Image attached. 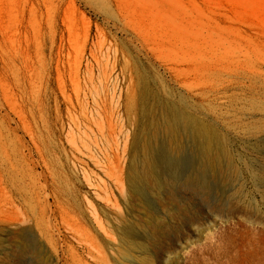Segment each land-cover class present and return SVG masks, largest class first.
<instances>
[{"label":"rangeland","instance_id":"374dc122","mask_svg":"<svg viewBox=\"0 0 264 264\" xmlns=\"http://www.w3.org/2000/svg\"><path fill=\"white\" fill-rule=\"evenodd\" d=\"M76 46L84 50L83 66L93 67V84L108 112L116 110L117 100L110 75H118L123 104L125 89L131 79L135 83L136 121L129 127L124 116V127L155 128L154 116L159 119L161 115L160 128L166 127L167 114L155 109L154 91L178 110L190 113L194 128H206L211 154L219 161V167L210 173V195L198 193L197 188L186 189L183 182L176 186L162 179V187L149 192L155 219L139 198L121 202L126 219L135 226V236L125 239L115 227V245L108 249V263L264 264V0H0V80L8 97L15 93L14 84L30 75L35 86L41 85L48 69L56 89L55 63L58 59L61 69L73 64ZM175 59L191 65L194 88L199 84L226 87V93L211 97V101L189 98L172 83L166 70L165 65ZM145 92L146 105L141 100ZM92 101H87L85 111H93L95 117L98 109L94 112L97 106L93 107ZM49 103H44L33 118L27 115L28 127L52 128L49 148L61 158L51 160L56 163L58 184L68 191L71 186L66 181L75 182L81 196L87 189L76 180V170L65 164L57 139L63 137L59 128H75L73 122L82 121L83 111L78 109L72 121L61 99L56 108L52 100ZM150 111L156 115L147 116ZM112 121L114 124L115 117ZM8 123L11 128H23L4 107L0 109V128ZM121 124L114 125L119 128ZM138 131L144 141L146 130L145 134ZM164 135L160 133V138L168 142ZM185 137V153L195 155ZM18 171L17 180L28 185L42 170L34 166V170L19 167ZM172 190L173 199L169 195ZM149 218L155 221L147 222ZM157 222L163 223L162 231L153 227ZM27 237L36 246L33 253L22 249L23 238ZM74 244L66 235L45 242L33 229L3 224L0 264H101L90 260Z\"/></svg>","mask_w":264,"mask_h":264},{"label":"bare ground","instance_id":"6f19581e","mask_svg":"<svg viewBox=\"0 0 264 264\" xmlns=\"http://www.w3.org/2000/svg\"><path fill=\"white\" fill-rule=\"evenodd\" d=\"M83 53L84 50L76 46L73 64H68L62 69L57 59L54 68L56 89L51 83L50 69L46 70L48 77L39 86L33 84L31 75L14 84V98L7 96L8 91L6 92V87L0 80V89L3 91L0 109L7 107L16 117V123L23 127L11 128L8 123L4 128H0V226L16 224L19 227H28L36 231L45 242L53 239L54 236L62 239L66 235L86 253L90 260L109 264L108 249L112 250V246L115 245L114 228L120 229L125 239L135 236V226L133 227V224L129 222L130 219H126L121 210V202H128L134 197L139 198L144 203L145 209H148L147 213L152 216L154 204L149 199V192L151 189L159 190L162 187L161 180L164 178L171 180L176 186L179 182H183L186 189L191 188L192 191L193 188L195 190L197 188L198 193L200 191L202 195H210L208 193L211 189L210 173L219 167V161L218 157L211 154L212 144L211 139H208L210 136H206V128H194L196 123L190 113L178 110L175 104L162 100L159 98L160 94L158 96V93L154 91L152 99L155 100V109L166 111V113L161 112V114H167L166 127L160 128L163 116L161 115L158 119V116H154L155 111L154 113L150 111L147 116L151 113L154 114L152 117H157V127L129 128V124L134 125L136 121L138 101L137 88L132 82V73L129 72L131 69L128 71L131 81L129 79L130 84L125 89L126 103L124 104L122 99L120 100L121 89L117 86L118 75L116 78L110 75L114 99L117 100L116 110L110 112V109L108 112L105 100L98 98L96 93V87L93 84L95 79L93 67L89 64L83 66L81 60ZM59 55L60 49L57 51V56ZM165 67L172 83L183 89L189 98L210 100L211 97L225 94L227 91L226 87L218 88L201 84L194 88L193 69L190 64L175 59L167 63ZM112 71H110L111 74ZM117 87L118 91H116ZM147 94L145 92L144 97L141 95L144 105L148 100ZM90 98L93 100H91L93 107L97 106L94 112L98 109V113H94L95 117L92 114L93 111L90 112L91 114L85 111V105H89L87 101L91 102ZM59 99L66 106L72 121L78 109L83 111L82 121L78 122L79 124L76 123L78 119L76 116V122H73L75 128H59L63 137L57 139L61 154H65L66 163H64L76 170V180L87 189L81 196H78L80 186L77 187L75 182L72 183L68 179L72 183L69 184L66 181V185L71 186L68 191L58 184L55 174L56 171L58 172L56 163L51 160L58 161L61 158H58L59 155L57 156V153H53L49 148L48 141L51 137L53 138L52 128H29L27 124V115L33 118L36 113L41 112L44 103L50 104V100L56 108ZM97 114L98 119L102 116L99 120L96 119ZM124 116L125 123L129 125L128 128L127 125L124 127L121 124ZM114 117L115 123L121 124L119 128L114 125L115 123L113 124ZM138 130H143L144 134L146 130L147 139L145 138L144 141L140 139ZM21 132L23 135H18ZM162 132L166 133L168 142L160 138ZM185 135L188 137L186 140L193 145L195 155L192 151V153H185L187 147H184L185 142L182 141ZM142 141L143 144H141ZM65 164L60 163L63 168ZM142 165H145L144 169ZM34 166L42 171L34 175L31 183L25 185L17 180L19 167L34 170ZM174 193L173 190L169 193L170 198ZM149 211L150 213L152 211V215ZM153 216L155 219L156 215ZM151 219L149 218L147 222H153L150 221ZM160 222L152 223L153 227L158 226L159 230L161 228L163 230V223L160 224ZM27 238H23L22 249L33 253L36 251V246L29 237ZM69 251L73 254V258H77V254L71 247ZM54 252L57 253L56 246Z\"/></svg>","mask_w":264,"mask_h":264}]
</instances>
